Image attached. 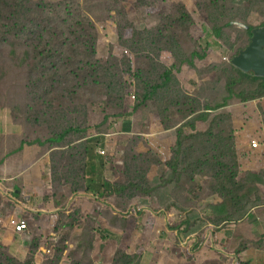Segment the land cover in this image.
I'll list each match as a JSON object with an SVG mask.
<instances>
[{"label":"rangeland","instance_id":"obj_1","mask_svg":"<svg viewBox=\"0 0 264 264\" xmlns=\"http://www.w3.org/2000/svg\"><path fill=\"white\" fill-rule=\"evenodd\" d=\"M212 1L30 2L61 29L53 59H43L42 34L12 37L14 54L0 45V264H124L125 255L132 264H249L229 253V238L264 207V101L242 80L234 89L246 98L220 105L247 28L264 26V0ZM68 25L74 36L62 33ZM73 48L83 62L68 60ZM167 73V87L142 102L145 85ZM38 140L45 145L8 159ZM87 140L97 159L87 160ZM94 178L112 184L106 196L90 188ZM13 219L27 222L24 234Z\"/></svg>","mask_w":264,"mask_h":264},{"label":"trees","instance_id":"obj_2","mask_svg":"<svg viewBox=\"0 0 264 264\" xmlns=\"http://www.w3.org/2000/svg\"><path fill=\"white\" fill-rule=\"evenodd\" d=\"M32 0H0V45L1 44H8L10 49H11V54L15 53V47L14 44H16L15 42H11V38L12 37H18V36H26L27 40L30 39V36H35L36 34H42L44 37L42 38L41 42H44L45 45H40V48H43V52L45 55L43 56L44 58L47 59H53L55 56H53L51 53L55 52L57 53L58 51V43L54 42V38L56 37V33L59 32V30L61 29V24H59L55 19V23L57 24V27L53 24V21L48 18V17H41V15H43V13H41V7L39 6V4H31ZM220 0H216V1H212L213 4L211 5V7L213 8V5L216 3H218ZM218 6V5H217ZM224 8V4H221L220 6H218V9L216 10H220L221 12H223ZM35 9V10H34ZM182 9H185L184 7H182ZM38 12H37V11ZM40 12V13H39ZM224 13V12H223ZM51 14V13H50ZM71 18H69L67 21H63L66 24H69V21L73 20L74 18L72 16H70ZM85 19H89V15H84ZM81 27H83V22ZM248 29V33L249 36L251 38L252 33L251 30L253 28L249 27ZM74 31L75 29L73 28L72 25H68L67 27H65V30L62 31L63 34L67 35L70 34L71 36H74ZM220 28H217V34L219 33ZM60 35V34H57ZM52 43H54L55 45H51ZM16 46V45H15ZM14 47V49H13ZM28 53V52H26ZM72 53L73 55L68 59L70 62H74V60H78L83 62L85 60V53H82L78 50H76L75 48L72 49ZM77 57V58H76ZM25 59V57H24ZM87 65V63L85 62V66ZM231 69L233 72H235V74L237 75L236 79H233L232 81H227L226 83V88H227V93H228V97L225 98L224 103L222 105H220V107L224 106L227 101L229 99H232V97H236V98H242L245 99L246 97H244L243 93H237L234 89V86L241 82L242 80H249L252 83L257 84V90L254 94V98H262L264 97V77H258L255 76L253 73H246L240 69H238L237 67H235L232 63H231ZM170 74L167 73L165 75V79L162 78V83L158 84V83H154L153 85H145V89H144V95H142V102H146L147 100L151 99L154 95H158L159 96V90L166 88L168 82L170 81ZM124 103V100H123ZM123 103L121 104V106L123 105ZM215 108H206V110H214ZM195 111H193L194 113ZM192 112H190L189 114H191ZM129 117V116H128ZM106 118H109L108 116ZM125 118L127 119V115H125ZM207 119V115L205 113H202L200 115H198V117H196V120H206ZM191 124V123H190ZM187 126V123L181 125V127L179 128V132L183 131V128H185ZM195 127V125L192 124V128ZM72 129V128H71ZM71 129H67L65 134L62 135L61 137H53L49 140V142H60L62 140H64V137L69 133V131ZM213 135L212 131L210 130L209 133H197L195 135H191L188 138L191 139H196L199 136H203V137H209ZM35 144H39L40 146L45 145V142H43L42 140H38L35 142H23L21 147L19 149H16L13 151V155L11 157H9L8 159L14 158L16 157L21 151H23L26 146H32ZM182 144V140H180L179 145ZM82 146L84 147V151L86 154V158L87 160H93V159H97L96 157L93 156V154L91 153V142L90 140L84 141L82 142ZM251 147V146H250ZM252 148V147H251ZM186 159V157H185ZM5 160H1L0 164H3ZM13 161H17V159H14ZM88 162V161H87ZM88 166V164H87ZM83 172H87V167L84 166L83 167ZM72 172H70L68 174V176H71ZM95 177V176H94ZM130 185H133V183H129ZM120 187L118 189L115 190V192L120 193L122 190L126 189V187L124 185H119ZM90 188L94 191H97L96 188H99L102 190L101 193V197L106 196L107 192L109 191V189H112V184L107 181V180H99V182H97V180L94 178L92 181H90ZM98 190V191H101ZM14 195L16 197L19 196V193H14ZM14 231L18 234H24L26 232H17L16 229H14ZM253 247L256 249H264V241H256V242H252V241H247V240H243L239 247L236 249V253L239 254L242 251L246 250V248L248 247ZM124 255V253H122ZM125 262L124 264H132V262H134V256H130V255H125ZM122 257V255H121ZM13 260V261H12ZM10 263H17L16 261H18L17 259H11L10 258Z\"/></svg>","mask_w":264,"mask_h":264},{"label":"crops","instance_id":"obj_3","mask_svg":"<svg viewBox=\"0 0 264 264\" xmlns=\"http://www.w3.org/2000/svg\"><path fill=\"white\" fill-rule=\"evenodd\" d=\"M259 99V98H258ZM261 101H264V97L260 98ZM257 100L248 102L251 106L256 105ZM126 123L123 124V127L126 131H134L135 123L132 119L127 118ZM125 121V120H124ZM9 170V169H7ZM264 207H255L252 208L247 214L244 220L240 223L235 224L234 228L231 230L232 236L229 238V248L232 253L236 251L239 247L242 240L249 239L252 242L264 241L262 232L264 234ZM262 231V232H261ZM230 233V234H231ZM233 253V256H236ZM240 257L244 261H247L249 264H264V249H256L253 247H248L246 250L242 251Z\"/></svg>","mask_w":264,"mask_h":264},{"label":"water","instance_id":"obj_4","mask_svg":"<svg viewBox=\"0 0 264 264\" xmlns=\"http://www.w3.org/2000/svg\"><path fill=\"white\" fill-rule=\"evenodd\" d=\"M250 44L235 55L232 64L238 69L264 77V26L253 28Z\"/></svg>","mask_w":264,"mask_h":264},{"label":"built area","instance_id":"obj_5","mask_svg":"<svg viewBox=\"0 0 264 264\" xmlns=\"http://www.w3.org/2000/svg\"><path fill=\"white\" fill-rule=\"evenodd\" d=\"M132 98L135 99V96H133ZM250 146L252 148H258L259 147V143H258L257 140H252L250 142ZM102 153H105V152L102 151ZM12 226H13L14 229H16L17 232H20V233L28 229V224H27L26 221H19V220H16V219H13Z\"/></svg>","mask_w":264,"mask_h":264}]
</instances>
